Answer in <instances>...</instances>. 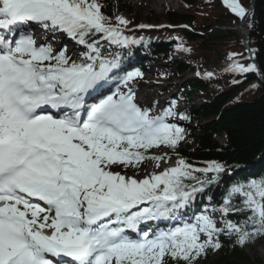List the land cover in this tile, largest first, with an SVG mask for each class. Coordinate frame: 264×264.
<instances>
[{
  "label": "snow or ice",
  "instance_id": "1",
  "mask_svg": "<svg viewBox=\"0 0 264 264\" xmlns=\"http://www.w3.org/2000/svg\"><path fill=\"white\" fill-rule=\"evenodd\" d=\"M223 3L241 20L250 15L239 0ZM104 7L0 0V264H199L222 237L234 247L264 238V174L225 185V164L179 154L187 132L176 121L190 117L175 100L141 104L143 73L119 74V53L102 51L137 43L125 35L131 21ZM32 25L83 50L73 59L37 44ZM247 51L252 62L229 53L224 71L264 81ZM146 162L153 170L142 173ZM198 198L208 203L185 219ZM157 221L175 223H149Z\"/></svg>",
  "mask_w": 264,
  "mask_h": 264
},
{
  "label": "trees",
  "instance_id": "2",
  "mask_svg": "<svg viewBox=\"0 0 264 264\" xmlns=\"http://www.w3.org/2000/svg\"><path fill=\"white\" fill-rule=\"evenodd\" d=\"M183 3L186 10H166L162 19L172 26L185 24L195 33L184 28L164 29L155 33L151 43L154 55L161 57L168 46L180 43L191 45L205 60L210 56L219 59L222 52H229L238 54L237 59L241 63H248L242 37L237 30H210L216 22H228L231 26H237V17L222 7L217 0H208L202 4L183 0ZM239 3L245 9L250 6L244 32L250 49L255 50L254 60L258 68L264 70V0H239ZM102 4L105 5L103 12L110 17L123 10L137 14L129 0H102ZM174 64L177 74L192 66L191 62L187 65ZM238 78L241 79L239 84L212 95L204 92L205 87L198 80L189 81L184 88L201 92L204 102L197 107H191L192 117L197 120L196 128L189 132L186 141L181 142L178 152L197 166H202V162L210 160L225 164L226 171L222 174V182L225 185L264 174V81H259L255 73ZM249 80H258L253 98L245 102L232 101L239 92L240 85ZM179 96L183 95L179 93ZM210 192L214 199L219 201L221 189H210ZM206 203V198H198L193 209ZM221 239L223 247L218 251L208 252L205 257L200 258L199 264H262L257 258L248 257L243 247H234L226 238ZM256 242L264 245V238L247 245L252 247Z\"/></svg>",
  "mask_w": 264,
  "mask_h": 264
},
{
  "label": "rangeland",
  "instance_id": "3",
  "mask_svg": "<svg viewBox=\"0 0 264 264\" xmlns=\"http://www.w3.org/2000/svg\"><path fill=\"white\" fill-rule=\"evenodd\" d=\"M195 1L202 3L206 0H195ZM129 2L133 7H135L138 14L140 13L139 14L140 19L138 20L139 21L138 24H142L145 22H149L150 24H154V25L161 24L164 22V20L162 19V16L166 9H173L176 11H183L185 9V7L182 5L180 0H165V4L163 5L160 4V0H129ZM124 11L125 10H123V12L120 13V15L125 16L129 20L130 15ZM146 16H151L154 20L147 21L145 19ZM224 23L227 25H230V23L228 22H224ZM47 36H50L52 45L53 43H57L51 33L47 34ZM62 36H63V33H62ZM186 53H190V52H186ZM153 63L157 64L156 61L152 62V64ZM157 65L159 66V68L156 69L155 79L161 80V84L159 85V87H157L158 90H161L162 87L166 86V84L169 81H171V75H170L169 70L164 67V64H157ZM146 75L149 76L148 73H146ZM157 76H160V78H157ZM256 88H257V82L255 80H250V81L245 82L241 86V92L244 95L242 97H237V100L242 101V102L251 100V98L253 97V92L256 90ZM165 96L155 101V103L153 104L155 108H158L159 104L161 103L160 100H163ZM141 98L146 99L142 96ZM219 140L221 141V138H219ZM162 151H164V149H162ZM147 165H151L153 167L151 162H146L143 165L142 169H144ZM114 170H118V169H114ZM244 252L246 253L248 257L252 259L257 258L259 259V261H261L262 264H264V245L258 243V244L253 245L252 248L245 247Z\"/></svg>",
  "mask_w": 264,
  "mask_h": 264
},
{
  "label": "bare ground",
  "instance_id": "4",
  "mask_svg": "<svg viewBox=\"0 0 264 264\" xmlns=\"http://www.w3.org/2000/svg\"><path fill=\"white\" fill-rule=\"evenodd\" d=\"M223 1V0H222ZM160 4L161 5H163V4H165V0H160ZM140 90H141V92H142V94L144 95V96H150L151 94H153V92H151V90H144V89H142V88H140ZM139 95V92H137V96ZM140 101V100H139ZM141 102V101H140ZM175 161V157H172V161L171 162H174ZM170 162V163H171ZM164 165H162V167H163ZM153 170V167L151 166V165H147L144 169H142V173L143 172H150V171H152Z\"/></svg>",
  "mask_w": 264,
  "mask_h": 264
}]
</instances>
